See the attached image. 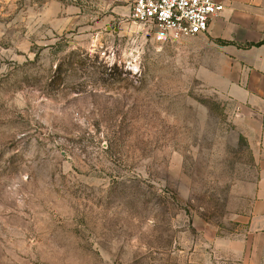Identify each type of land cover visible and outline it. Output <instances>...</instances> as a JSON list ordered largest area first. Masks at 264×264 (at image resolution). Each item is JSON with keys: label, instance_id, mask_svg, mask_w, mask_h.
Returning a JSON list of instances; mask_svg holds the SVG:
<instances>
[{"label": "rangeland", "instance_id": "obj_1", "mask_svg": "<svg viewBox=\"0 0 264 264\" xmlns=\"http://www.w3.org/2000/svg\"><path fill=\"white\" fill-rule=\"evenodd\" d=\"M214 56L131 0H0V264H229L259 156Z\"/></svg>", "mask_w": 264, "mask_h": 264}, {"label": "crops", "instance_id": "obj_2", "mask_svg": "<svg viewBox=\"0 0 264 264\" xmlns=\"http://www.w3.org/2000/svg\"><path fill=\"white\" fill-rule=\"evenodd\" d=\"M216 1L225 8L204 35L214 61L219 60L222 83L252 117L251 138L259 156L258 180L241 217L244 231L216 243L227 249L229 264H264V0Z\"/></svg>", "mask_w": 264, "mask_h": 264}, {"label": "built area", "instance_id": "obj_3", "mask_svg": "<svg viewBox=\"0 0 264 264\" xmlns=\"http://www.w3.org/2000/svg\"><path fill=\"white\" fill-rule=\"evenodd\" d=\"M216 0H131V17L158 42L206 34L224 10Z\"/></svg>", "mask_w": 264, "mask_h": 264}, {"label": "trees", "instance_id": "obj_4", "mask_svg": "<svg viewBox=\"0 0 264 264\" xmlns=\"http://www.w3.org/2000/svg\"><path fill=\"white\" fill-rule=\"evenodd\" d=\"M259 44H261V43H259ZM259 44H258V45H259Z\"/></svg>", "mask_w": 264, "mask_h": 264}]
</instances>
